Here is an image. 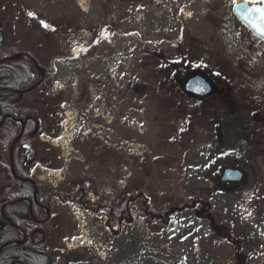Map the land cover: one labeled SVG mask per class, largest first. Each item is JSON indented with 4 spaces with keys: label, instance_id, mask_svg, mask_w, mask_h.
<instances>
[{
    "label": "rangeland",
    "instance_id": "1",
    "mask_svg": "<svg viewBox=\"0 0 264 264\" xmlns=\"http://www.w3.org/2000/svg\"><path fill=\"white\" fill-rule=\"evenodd\" d=\"M235 1H115L119 29L102 31L101 0H0L4 53L60 58L54 83L27 96L33 114H57L43 132L55 157L35 158L31 175L64 191L48 247L59 264H264V143L253 154L256 139L242 132L256 129L264 142V41L233 14ZM184 69L206 75L214 92L187 93ZM169 73L154 97L151 86ZM228 167L244 178L222 182ZM82 174L110 202V188L126 192L136 180L156 208L168 194L180 199L150 223L136 196L130 219L110 227L94 186L78 188ZM211 211L229 241L211 229Z\"/></svg>",
    "mask_w": 264,
    "mask_h": 264
},
{
    "label": "flooded vegetation",
    "instance_id": "2",
    "mask_svg": "<svg viewBox=\"0 0 264 264\" xmlns=\"http://www.w3.org/2000/svg\"><path fill=\"white\" fill-rule=\"evenodd\" d=\"M2 46L3 41L1 47ZM11 57L14 58L11 59ZM23 59L29 61V79L22 85V88L0 86V96H4V109L6 111L5 114L0 113V128L7 126V128L14 127L18 129V134L10 143L9 150L4 151L0 146V150L2 152L0 153L2 155L0 164L1 162L5 164V166L1 167L0 172L6 174L5 179H9L5 185L0 187V243L2 235H4L6 238L9 236L10 232L8 225H15L13 222L14 217L12 216L13 205L25 201L28 205V209H26V212L24 213H17L14 215L19 217V219L22 221V224L17 226L20 232V238L0 244V255L6 247L11 244L18 243L21 244L25 251L31 255L34 263L59 264L56 257L51 253L53 249L49 250L48 247L51 244L49 236H51V233H53V231H50L52 222L54 219H62L63 212L58 205H56L57 208H55L50 202L40 199V191L49 192L50 190L40 188L31 175L34 159L38 157V152L41 148H43L42 146L46 147V144H44L45 140L43 138V132H46L49 130L50 126L55 124L54 118L57 116V114L54 113L53 108H50V115H46L42 110H38L41 111L40 115L33 114L32 110L35 109V106L34 104L27 102L28 95H31L37 90H43V86L48 83L53 84L55 79L50 81L48 71L45 70L40 61L33 55L24 52L18 53L16 55H9L8 57L0 60V63H3L5 60L7 61V67L9 69V72H6L5 74L7 82H11L12 79V61H17L18 66L21 69L25 66L23 64L24 62L22 61ZM59 61L60 58L55 59L53 72L56 71L57 73V64ZM190 71L191 70H187L184 77H186ZM177 77L178 79H182L179 76ZM35 105L37 106L38 103ZM43 106L45 107V105ZM26 109H30V112H25ZM11 110L16 111L15 113H12ZM29 122H31L30 124L36 126L37 130L33 132V135L30 134L25 136L27 124H29ZM42 127H45V129ZM38 132L41 133L38 134ZM27 146H31L34 149V156L32 159L28 158L29 150ZM15 149L17 150V159L20 165L19 169L21 173L28 171L29 177L19 175V171H17V168L14 165ZM8 167L11 168V172L15 178L20 179L21 181H28L32 184L34 187V194L32 197L24 196L13 199V190L16 187L14 186V188L13 183L10 182V178L8 176ZM97 197L100 199L98 194ZM59 200L60 197L57 199L56 204L59 202ZM69 244L70 243H68L67 246L70 249ZM75 264L80 263L77 262Z\"/></svg>",
    "mask_w": 264,
    "mask_h": 264
},
{
    "label": "trees",
    "instance_id": "3",
    "mask_svg": "<svg viewBox=\"0 0 264 264\" xmlns=\"http://www.w3.org/2000/svg\"><path fill=\"white\" fill-rule=\"evenodd\" d=\"M115 1H121L124 3H134L136 2V0H101L102 6L104 8V12H105V18H106V22H105V28H102V31H106L108 30L111 26H116L119 29V23H118V17L120 16V13L115 10L113 8V4ZM63 25V24H62ZM106 25H109V28H106ZM6 31V30H4ZM52 31V30H51ZM153 51L152 48L148 49V52L151 53ZM26 53L32 55V53L30 51H27ZM10 54H8L7 52L4 53L3 52V47L0 48V60L8 57ZM58 57V56H57ZM57 57L55 58H51L50 60H47L45 62H42V60H39L41 65L45 68V70L48 71V76H49V80L52 81L53 79H56L57 73L56 71H54V63H55V59H57ZM60 57V56H59ZM23 64L25 65L24 67H22L20 69V67L18 66L17 61H12V68H11V73H12V79L11 82H7V79L5 77L6 72H9V69L7 67V61L5 60L3 63H0V86H7V87H11V88H22V85L24 83H26V81L29 79V61L23 59L22 60ZM162 78H163V83L164 85H152L151 86V92L154 94V97H160L162 95H164V92L166 91V87L168 85H170L171 82V74L169 73L168 76H165L162 74ZM163 91V93H162ZM165 97V96H164ZM164 97H162V99H164ZM4 96H0V113L5 114V109H4ZM16 110H11L12 113H15ZM1 118V117H0ZM31 122H29V124H27V128H26V132H25V136L28 135H33V132H35L37 130L36 126H34L33 124H30ZM242 132L245 133H249L251 132L252 137H255L256 140L255 141V145L257 144L258 148L255 150L256 152H253V154L259 155V154H263V151L260 148V144L262 145L264 142L263 140L260 138V134L259 131H257L256 129H251V131H247V129H243ZM41 132H38V134H40ZM48 133V132H47ZM18 134V129L14 128V127H9L7 128V126H3L2 128H0V146L3 148V150L7 151L9 150V146L10 143L15 139V137ZM50 134V133H48ZM61 135V132H58L55 137L59 138ZM43 148L40 149V151L38 152V157L41 158L39 159V163L43 164V165H47L46 162L47 159L51 158L54 159L55 154H49L48 153V149L47 144L46 147L42 146ZM14 160H15V166L17 168V171H19V175H23L25 177H29V172H22L20 171L19 167V162L17 159V150L15 149L14 152ZM5 166V164H3L1 162L0 164V169L1 167ZM3 173V172H2ZM4 176H6V174L4 173ZM8 176L10 178V182L13 183V187L15 188L13 190V199H15L16 197H24V196H30L32 197L34 194V187L32 186V184L28 181H21L20 179H17L14 177V175L11 172V168L8 167ZM9 179H6V181H8ZM106 181H102L101 185H105ZM86 184L92 185L94 186V190L96 191V194L99 195V200H97V202H94V205H102L104 207V209L108 212V220L107 223L110 227H119L121 226V224L125 221H127L128 219H130L131 217V213H130V208H129V201H132L136 196L137 197H144V206L142 208V214L145 216V218L150 222V223H157L159 221L162 220V218L164 217V214L169 213V211L171 209H173L175 207V205L178 203L177 200H179V197L174 196L173 194H168L164 200V202H162L161 205L158 206V208H156V206L151 202L150 199H148L147 197V193H148V189L147 186L145 185V183L141 180H136L135 182H133V186L130 185L128 190L126 192L123 191H119L116 187H112L110 188L108 191L110 193H113L114 191L118 192V197L116 200L110 202L108 201V198H106L103 194L102 191L97 187L98 185L96 184V180L89 176V175H85L82 174L79 183H78V187H86ZM98 192V193H97ZM72 193V191H71ZM40 195V199L45 200L47 202H50L52 204L53 207H56V202L57 199L60 197L62 198L64 195V191H61L60 189L58 190H50L49 192H43L40 191L39 192ZM27 203L24 202H19L16 203L15 205H13L12 208V216L14 217L13 222L15 223V225H8V229H9V236L6 238L4 235H2L1 237V243L4 242H9V241H14L16 239L20 238V232L17 226H20L22 224V221L19 219V217L14 216L17 213H24L26 212V209H28L27 207ZM209 216H205L206 218H209L210 220V225H211V229L214 232H218L219 235L224 238L225 240L230 239V232L229 230H227V228L225 226H223L221 224V222H219V219L216 217V213H213L212 211L209 212ZM29 245V244H28ZM36 264L33 262V259L31 257V255L29 253H27L25 251V249L23 248V246L21 244H11L8 247H6L1 255H0V264Z\"/></svg>",
    "mask_w": 264,
    "mask_h": 264
},
{
    "label": "water",
    "instance_id": "4",
    "mask_svg": "<svg viewBox=\"0 0 264 264\" xmlns=\"http://www.w3.org/2000/svg\"><path fill=\"white\" fill-rule=\"evenodd\" d=\"M264 8V0H236L232 7L233 14L241 21V23L248 28L253 34L264 41V35H261L256 27L260 16L255 9ZM4 39V33L0 32V47ZM14 57H11L13 59ZM189 78V79H188ZM178 83L184 90L198 97H205L214 92V86L211 80L200 71H190L188 75L182 79H178ZM29 150L28 158L32 159L34 156V149L27 146ZM2 155L0 154V160ZM245 176V173L237 168H225L222 176V182L234 181L240 182Z\"/></svg>",
    "mask_w": 264,
    "mask_h": 264
},
{
    "label": "snow or ice",
    "instance_id": "5",
    "mask_svg": "<svg viewBox=\"0 0 264 264\" xmlns=\"http://www.w3.org/2000/svg\"><path fill=\"white\" fill-rule=\"evenodd\" d=\"M255 11L259 14L260 20L256 23V27L261 35H264V8L255 9Z\"/></svg>",
    "mask_w": 264,
    "mask_h": 264
},
{
    "label": "built area",
    "instance_id": "6",
    "mask_svg": "<svg viewBox=\"0 0 264 264\" xmlns=\"http://www.w3.org/2000/svg\"><path fill=\"white\" fill-rule=\"evenodd\" d=\"M77 215V219H78V221L81 223V225H82V227L83 226H86V220H85V218L83 217V218H81L78 214H76Z\"/></svg>",
    "mask_w": 264,
    "mask_h": 264
},
{
    "label": "bare ground",
    "instance_id": "7",
    "mask_svg": "<svg viewBox=\"0 0 264 264\" xmlns=\"http://www.w3.org/2000/svg\"><path fill=\"white\" fill-rule=\"evenodd\" d=\"M80 49H82V48H80ZM79 50V49H78Z\"/></svg>",
    "mask_w": 264,
    "mask_h": 264
}]
</instances>
